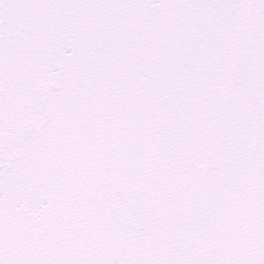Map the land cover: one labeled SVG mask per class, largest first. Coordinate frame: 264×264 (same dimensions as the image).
Masks as SVG:
<instances>
[{
  "label": "snow or ice",
  "instance_id": "obj_1",
  "mask_svg": "<svg viewBox=\"0 0 264 264\" xmlns=\"http://www.w3.org/2000/svg\"><path fill=\"white\" fill-rule=\"evenodd\" d=\"M0 264H264V0H0Z\"/></svg>",
  "mask_w": 264,
  "mask_h": 264
}]
</instances>
